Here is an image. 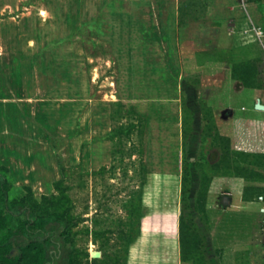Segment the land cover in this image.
Returning <instances> with one entry per match:
<instances>
[{
  "label": "rangeland",
  "instance_id": "1",
  "mask_svg": "<svg viewBox=\"0 0 264 264\" xmlns=\"http://www.w3.org/2000/svg\"><path fill=\"white\" fill-rule=\"evenodd\" d=\"M220 5L0 0V165L13 197L62 199L74 264H192L179 238L183 170L194 209L199 161L226 172L216 131L250 154L240 167L264 195V115L241 126L248 144L233 125L264 98V28L219 41ZM202 51L212 66L193 72ZM248 59L257 75L229 79ZM215 177L208 220L193 211L207 264H264V204L242 200L245 179Z\"/></svg>",
  "mask_w": 264,
  "mask_h": 264
},
{
  "label": "trees",
  "instance_id": "2",
  "mask_svg": "<svg viewBox=\"0 0 264 264\" xmlns=\"http://www.w3.org/2000/svg\"><path fill=\"white\" fill-rule=\"evenodd\" d=\"M255 75L257 68L252 62H246L234 67L232 77L246 84ZM211 117L214 122L213 113ZM208 129L211 130L210 127ZM214 140L223 143L221 166L226 172L208 173L202 166L203 163L199 161L200 183L195 196L194 209L190 198L191 168L186 164L183 170L179 238L181 258L184 262L192 264H207L203 252L204 236L195 221L193 211L208 220L209 191L215 176L233 175L245 179L248 183L243 190L242 199L256 200L264 204V195L260 194L261 189L250 182L253 170L247 166L240 167L243 161L238 160V157H247L250 154L234 151L231 139L218 131ZM8 173V168L0 165V264H74L72 229L75 222L69 218L67 212L60 209L62 199L55 201L44 197L43 201L38 202L34 199L32 191L27 188L21 198H15ZM260 197H263V201L259 200ZM260 213L264 214L261 211Z\"/></svg>",
  "mask_w": 264,
  "mask_h": 264
},
{
  "label": "crops",
  "instance_id": "3",
  "mask_svg": "<svg viewBox=\"0 0 264 264\" xmlns=\"http://www.w3.org/2000/svg\"><path fill=\"white\" fill-rule=\"evenodd\" d=\"M221 2L223 3V5L216 6V7L219 8L223 6L224 14H227V16H223V18L224 20L226 19L227 21L216 22V26L220 27L219 29H220L221 38H219V41H223L224 43H229V45H231L232 42L238 41V35L240 34V32L244 28H247L249 25L250 26L248 28L255 27L256 30L259 29L260 31L262 30V28H264V0H218V3H221ZM206 7L208 10H213L215 5L213 6L210 3V5H207ZM218 37H219V34H218ZM258 40L264 46V36H260ZM210 53L212 52H204V51L197 52L196 57L197 59H201V62L200 60L199 61L197 60L198 63L197 62L195 63L197 64V67L194 68L195 70L193 72L201 71L200 69H203V68L210 69V66H212L210 65V62L208 60L210 58ZM246 62H250L249 59L248 61L245 60V62H241V63H246ZM200 73H202V71ZM229 79L232 80L234 78L232 77V75H229ZM258 99H260L262 104H264L263 97L258 98ZM257 101L253 104L252 109L246 115L236 118L234 121L235 123H233V125L235 124L234 126L235 133H236L235 137H237L238 141L241 140L244 144H248V140L250 138L246 136L239 137L241 126L248 127L250 122L260 120L262 118V115H264V111H258L255 109V104L257 103ZM245 149L247 148L245 147ZM216 178L217 177H214L211 183V187L209 191V198H210V192H212V187L215 186L216 184V181H215ZM238 178L243 179L240 177ZM243 190H242V193H243Z\"/></svg>",
  "mask_w": 264,
  "mask_h": 264
},
{
  "label": "water",
  "instance_id": "4",
  "mask_svg": "<svg viewBox=\"0 0 264 264\" xmlns=\"http://www.w3.org/2000/svg\"><path fill=\"white\" fill-rule=\"evenodd\" d=\"M255 109L258 111H264V104H262L261 100L258 99L257 103L255 104ZM101 256V253L99 252H92L93 258H99Z\"/></svg>",
  "mask_w": 264,
  "mask_h": 264
},
{
  "label": "built area",
  "instance_id": "5",
  "mask_svg": "<svg viewBox=\"0 0 264 264\" xmlns=\"http://www.w3.org/2000/svg\"><path fill=\"white\" fill-rule=\"evenodd\" d=\"M246 32H248V31H246ZM254 33L256 34V33H258V32L254 30ZM259 200H260V201H263V197H260Z\"/></svg>",
  "mask_w": 264,
  "mask_h": 264
}]
</instances>
